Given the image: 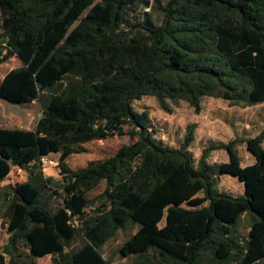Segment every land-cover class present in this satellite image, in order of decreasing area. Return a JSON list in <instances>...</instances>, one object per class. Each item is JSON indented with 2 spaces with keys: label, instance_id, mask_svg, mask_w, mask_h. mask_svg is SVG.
Instances as JSON below:
<instances>
[{
  "label": "trees",
  "instance_id": "trees-1",
  "mask_svg": "<svg viewBox=\"0 0 264 264\" xmlns=\"http://www.w3.org/2000/svg\"><path fill=\"white\" fill-rule=\"evenodd\" d=\"M11 57L20 65L0 80V99L41 110L30 129L0 126V264H111L102 246L128 224L137 228L118 251L135 254L131 264H264V128L195 161L194 123L169 146L133 105L145 95L168 112L167 99L199 112L205 95L263 103L264 0H0V64ZM126 124L136 139L111 156L44 175L41 157ZM217 149L227 160L209 162ZM14 168L25 179L2 185ZM223 173L243 192L220 190Z\"/></svg>",
  "mask_w": 264,
  "mask_h": 264
},
{
  "label": "rangeland",
  "instance_id": "rangeland-1",
  "mask_svg": "<svg viewBox=\"0 0 264 264\" xmlns=\"http://www.w3.org/2000/svg\"><path fill=\"white\" fill-rule=\"evenodd\" d=\"M161 3L165 0H159ZM138 11V10H137ZM133 12L134 19L141 18L143 11ZM20 65L16 57H11L0 64V80L11 68ZM171 111L162 109L155 96L145 95L133 102L137 110L147 109L151 118V126L157 140L169 146L180 145L188 124L194 123L193 140L189 145L194 160L196 161L203 147L227 142L232 138H245L255 136L264 128V103L246 104L244 102H233L218 96L205 95L201 97L200 111L196 112L189 103L182 99L166 100ZM40 105L38 101L32 103L23 102L12 104L0 99V124L9 127L32 128L40 115ZM125 134L114 135L101 140H90L82 143L72 144L63 153L48 155L55 161L54 165L43 168L45 176L60 178L58 174V163L66 161L71 168L84 166L88 161L104 159L111 156L116 149L125 143L136 139V129L131 124L124 125ZM237 149L242 156L243 162H249L251 156L245 149L244 144L238 143ZM250 154V155H249ZM227 159V153L223 149L213 150L207 158L209 162H221ZM25 172L14 168L11 174L1 182V184L19 182L25 179ZM240 184V185H239ZM218 187L233 194L243 192V184L236 176L228 173L218 177ZM241 187V188H240ZM100 189L95 192L98 193ZM99 203H94L86 208L90 213ZM164 221V220H163ZM247 221L242 220L239 224L243 234L246 232ZM136 225L128 224L124 229L118 230L103 246L102 254L111 264H131L136 258L135 254L122 256L118 251L122 242L135 230ZM7 241V232L3 221L0 219V249ZM80 238L73 241V245H78ZM36 264H51L50 255L37 258Z\"/></svg>",
  "mask_w": 264,
  "mask_h": 264
},
{
  "label": "built area",
  "instance_id": "built-area-1",
  "mask_svg": "<svg viewBox=\"0 0 264 264\" xmlns=\"http://www.w3.org/2000/svg\"><path fill=\"white\" fill-rule=\"evenodd\" d=\"M54 164H55V161L53 159L49 158L48 156L41 157L40 165L42 167V170H43L44 167L51 166V165H54Z\"/></svg>",
  "mask_w": 264,
  "mask_h": 264
},
{
  "label": "crops",
  "instance_id": "crops-1",
  "mask_svg": "<svg viewBox=\"0 0 264 264\" xmlns=\"http://www.w3.org/2000/svg\"><path fill=\"white\" fill-rule=\"evenodd\" d=\"M2 101V100H1ZM32 102H34V101H32ZM32 102H30V103H32ZM264 103V102H263ZM258 104H260V103H258ZM0 126H3V127H9V126H6V125H1L0 124ZM27 129H30V128H27ZM262 146L264 147V142L262 143ZM249 153V152H248ZM240 154V153H239ZM250 155V154H249ZM240 157H241V164L242 165H246V164H250V163H252L253 161H254V159L251 157V156H249L251 159H250V161L249 162H243L242 161V156L240 155ZM227 160V159H226ZM226 160H224V161H226Z\"/></svg>",
  "mask_w": 264,
  "mask_h": 264
}]
</instances>
